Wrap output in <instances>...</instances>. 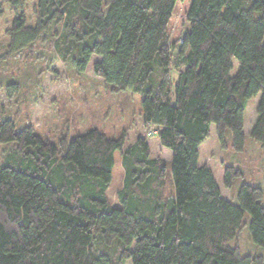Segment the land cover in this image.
Instances as JSON below:
<instances>
[{"label": "trees", "instance_id": "trees-1", "mask_svg": "<svg viewBox=\"0 0 264 264\" xmlns=\"http://www.w3.org/2000/svg\"><path fill=\"white\" fill-rule=\"evenodd\" d=\"M44 41L78 73L97 56L111 91L140 95L147 134L170 157H151L143 135L126 145L125 128L50 140L1 120L0 264H264L231 244L248 213L264 248V186L242 182L226 198L198 162L213 129L221 149L246 148L258 94L249 135L264 146V0H0L5 55ZM242 176L225 164L223 187Z\"/></svg>", "mask_w": 264, "mask_h": 264}, {"label": "rangeland", "instance_id": "rangeland-1", "mask_svg": "<svg viewBox=\"0 0 264 264\" xmlns=\"http://www.w3.org/2000/svg\"><path fill=\"white\" fill-rule=\"evenodd\" d=\"M5 48L0 46V121L11 118L17 128L30 123L37 133L48 136L50 140H55L62 132L77 134L89 127H97L106 133L125 128L126 145L143 135L149 139L150 156L168 160L170 151L159 146L158 141L147 134V128L141 121L140 95L111 91L93 73L92 63L98 59L97 56H92L84 72L78 73L75 68L61 62L53 46L46 41L11 55H5ZM259 97L260 94L252 98L246 107L243 128L246 148L243 151L221 149L214 129L201 149V161L213 170L222 194L231 196L233 200L242 182L264 186V146L249 135ZM227 139L230 142L229 134ZM7 146L0 143V151ZM4 159V154L0 155V163ZM225 164H234L243 171V176L235 178L230 189L222 185ZM122 173L116 156L107 192L113 206L118 205L115 192L121 186ZM249 218L246 213L231 244L240 245L244 252L264 257V248L250 238ZM124 264H131V261Z\"/></svg>", "mask_w": 264, "mask_h": 264}, {"label": "crops", "instance_id": "crops-1", "mask_svg": "<svg viewBox=\"0 0 264 264\" xmlns=\"http://www.w3.org/2000/svg\"><path fill=\"white\" fill-rule=\"evenodd\" d=\"M209 139V138H208ZM207 139V140H208ZM155 140H157L156 138H155ZM207 140L205 141V142H207ZM205 142H203L200 146H199V159H198V162H199V164L200 165H203V164H206L205 162H203V161H201V149H202V146L205 144ZM160 146V145H159ZM162 148H164V147H162ZM169 154V153H168ZM170 156V155H169ZM169 159V158H168ZM206 165H208V164H206ZM209 166V165H208ZM213 171V170H212ZM214 174V173H213ZM223 174V173H222ZM214 177H215V174H214ZM215 179H216V181H217V183H219L218 182V179L215 177ZM222 193V192H221ZM223 195V194H222ZM224 196V195H223ZM225 197V196H224ZM226 198H230V197H226Z\"/></svg>", "mask_w": 264, "mask_h": 264}]
</instances>
